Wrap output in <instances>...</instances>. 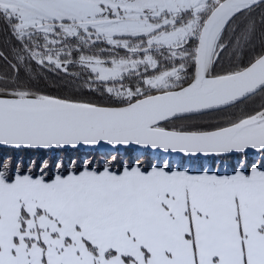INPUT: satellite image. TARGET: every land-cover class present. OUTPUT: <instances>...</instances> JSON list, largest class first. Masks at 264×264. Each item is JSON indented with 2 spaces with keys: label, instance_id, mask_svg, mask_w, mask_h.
Segmentation results:
<instances>
[{
  "label": "snow or ice",
  "instance_id": "6c2138e0",
  "mask_svg": "<svg viewBox=\"0 0 264 264\" xmlns=\"http://www.w3.org/2000/svg\"><path fill=\"white\" fill-rule=\"evenodd\" d=\"M264 0H0V264H264ZM264 24V11L261 12ZM246 56L217 71L226 52ZM11 57V59H9ZM61 72L110 103L46 94ZM78 67L80 71L71 72ZM151 70V71H150ZM224 114L215 123L196 117ZM235 160L231 174L82 146Z\"/></svg>",
  "mask_w": 264,
  "mask_h": 264
},
{
  "label": "trees",
  "instance_id": "16d2710c",
  "mask_svg": "<svg viewBox=\"0 0 264 264\" xmlns=\"http://www.w3.org/2000/svg\"><path fill=\"white\" fill-rule=\"evenodd\" d=\"M262 11H264V9L258 8L254 13L257 27L255 34L252 36L251 43L245 48L246 53H251L253 48H255L256 51H259L261 43L262 41H264V24H261L260 22ZM14 43L15 42L9 38V34L5 25L3 23H0V51H4L7 54ZM9 59H11V57H9ZM246 59V56L233 57L231 50H229L224 54L222 61L219 65H217L216 70L223 71L225 69L233 68L237 64L241 63V61H246ZM6 70V66L2 61H0V71ZM70 71L78 72L80 70L78 67H75L70 69ZM84 75L85 74L82 73V78L73 82L72 77L66 76L61 72H52L47 69H41L39 67H34L33 69L27 70L25 72V76L30 77L31 85L46 94L91 101L98 104L110 103L106 94H102L100 92H92L86 87L82 86ZM262 103H264V95H257L250 100L238 104L235 108L228 109V113L239 116L245 112H253L254 110H258L259 106ZM223 115L224 114L213 113L203 117H196L195 122L201 124L215 123ZM113 153L104 152L102 154L98 150H80L79 154L81 156H84L85 158H91L94 156L98 160L104 159L103 157L110 159L113 155H119L125 162L128 161L129 155H132L134 157H139L140 160L145 164V166H148L149 161L152 164H157L160 166H164V163L167 162L171 164L175 169V165L179 167L181 163H183L189 168L200 169L201 167H203L204 170L211 169L212 171L218 172L220 174H231V164L235 163V160L230 161L228 159H217L215 161L205 159L203 160L202 164L199 161L192 163L185 157L166 155L153 151H147V153H145V150L137 149H134L130 153L125 152L124 150H121L119 153L114 151ZM164 158H166V161H164ZM245 160L252 164L260 165V163H263L264 161V154H249V156L246 157Z\"/></svg>",
  "mask_w": 264,
  "mask_h": 264
},
{
  "label": "water",
  "instance_id": "95a60500",
  "mask_svg": "<svg viewBox=\"0 0 264 264\" xmlns=\"http://www.w3.org/2000/svg\"><path fill=\"white\" fill-rule=\"evenodd\" d=\"M121 147V150H123V146H120ZM134 149H137V150H144L142 148H140L139 146H133ZM80 150H84V151H87V150H98L100 153H104V152H109V153H112L114 152L113 150V146L111 145H103V146H82ZM147 151H153V152H157V153H162V154H166V155H174V156H181V157H184L183 154H177V153H172V154H168V153H164L163 150H147ZM253 153H259L257 152L256 150H252V152L250 154H253Z\"/></svg>",
  "mask_w": 264,
  "mask_h": 264
},
{
  "label": "rangeland",
  "instance_id": "374dc122",
  "mask_svg": "<svg viewBox=\"0 0 264 264\" xmlns=\"http://www.w3.org/2000/svg\"><path fill=\"white\" fill-rule=\"evenodd\" d=\"M112 153H113V152H112ZM113 154H114V153H113ZM113 154H112V155H113ZM103 158H104V159H109V158H106V157H103ZM164 161H166V158H164ZM263 163H264V161H263ZM261 164H262V163H260V165H257V164H254V165L257 166V167H259V166H261ZM175 167L178 168L177 165H175ZM176 168H175V169H176Z\"/></svg>",
  "mask_w": 264,
  "mask_h": 264
}]
</instances>
